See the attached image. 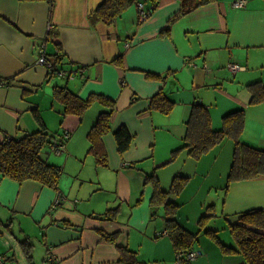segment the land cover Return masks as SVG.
Wrapping results in <instances>:
<instances>
[{"label": "crops", "instance_id": "1", "mask_svg": "<svg viewBox=\"0 0 264 264\" xmlns=\"http://www.w3.org/2000/svg\"><path fill=\"white\" fill-rule=\"evenodd\" d=\"M101 1L0 0V141L36 131L32 109H38L39 101L43 102L42 97H46L52 102L48 106L49 113H42L43 122L47 124L55 118L51 111L54 110L61 116L62 131L58 133L69 132L64 150L60 151L66 154V165L70 159L74 165L81 158L83 147L89 144L87 132L102 106L93 102L82 115L59 113L61 104L54 106L52 97V88L57 84H52L53 76L45 65L38 63L42 43L44 55L50 62L57 55L64 68L85 66L87 80L82 84V80L75 78L77 85L71 90L83 98L90 92L103 93L114 98L116 110L129 111L128 118L114 112L112 129L125 123L135 131L123 157L117 155L112 134L104 135L106 165L95 162L99 172L83 175L87 180L79 178L80 191H75L81 198L79 202L62 196L70 181L62 185L61 174L56 188L25 180L30 181L34 189L28 185L20 190L22 183L17 185L16 181L0 176V206L3 208L0 225L14 237L0 238V241L8 248L11 241L18 242L13 217L27 214L33 216L31 221L44 223L39 231L41 236L35 237L42 242L45 249L42 259L48 264H119L118 246H126L138 254L142 243L150 248L149 256L153 260L152 263L140 260L144 264H161V261L175 264L161 206H157L156 215L151 216L148 202L137 222L125 223L119 216L125 213L122 206L127 204L132 210L139 200L144 203L147 196L150 200L151 184H144L147 175H154L163 189L169 188L175 175H184L188 177L185 186L176 194H170L176 196L169 201L179 204L174 209V217L195 235L189 249L196 257L188 264H241L238 254L224 253L216 241L234 242L229 230L234 213L253 207L264 208V175L229 183L227 175L224 180L220 174L217 179L214 177L212 183H217L214 190L220 206L215 199H207L211 188L206 195L197 197L201 188L198 185L193 193L187 191L193 172L190 163H185L186 157L200 164L204 171L208 164L204 158L211 155L208 161L215 163L224 150L233 149V142L226 139V149L219 147L216 153L219 148L209 150L195 159L183 148V138L192 103L197 101L207 108L214 130L221 128L226 114L242 109L244 125L240 139L252 146H264V101L250 103L251 95L246 87L253 82L264 84V0H241V6L234 5L232 0H215L173 20L180 11L179 0H137L149 11L144 19L139 18L136 2H132L112 23L103 22L97 16ZM119 54H122V67L112 62ZM230 62L242 68L233 72L227 68ZM182 83L188 92L176 94L173 86ZM119 86L123 88L119 90ZM46 87L50 88L51 95L41 90ZM158 90L165 91L174 103L168 114L148 107L150 97ZM81 127L86 134L74 139V133ZM157 127L170 137V144L156 141ZM138 135H143L140 142ZM156 146L160 152H156ZM168 149L170 154L160 156L161 151ZM179 164L188 166V172L176 169ZM227 165L225 156L220 171H226ZM71 183L73 189V179ZM56 190L61 197L51 210L49 204ZM103 196L110 198L106 207L115 205L111 208H117L113 219L101 218L98 209L103 207V202L95 208L87 203L91 198ZM44 204V210L37 209L34 213ZM131 210L133 215L134 210ZM157 212L162 219L149 221L159 216ZM220 218H224L225 224L216 221ZM206 229L216 230L217 236ZM8 248L2 250L0 264H12L13 256L20 254L18 246L11 252ZM38 251L42 252V247L39 246ZM25 258L23 256L18 263L27 264Z\"/></svg>", "mask_w": 264, "mask_h": 264}, {"label": "trees", "instance_id": "2", "mask_svg": "<svg viewBox=\"0 0 264 264\" xmlns=\"http://www.w3.org/2000/svg\"><path fill=\"white\" fill-rule=\"evenodd\" d=\"M214 1L179 0L180 11L171 20L180 14H187L200 6ZM132 2L137 3L138 1L102 0L96 10L97 16L103 22L112 23L119 13ZM51 62H60V57L55 55L54 61ZM112 62L116 66L122 67V54L115 57ZM79 67L84 68V66ZM76 78L82 80V84L83 81L87 80L85 75ZM246 87L250 91V103L255 104L264 101L263 83L253 82ZM52 97L61 104L62 108L59 111L61 115H82L93 102H98L102 106L87 132L88 151L94 154L97 163L103 166L106 165L107 153L103 144V137L106 133L110 132L112 134L119 154H124L131 146L134 136L126 125L122 124L115 129L111 128V118L116 111L114 98L96 92H90L83 98L77 91L69 89L66 85H54ZM173 105V101L162 90L155 92L148 102L149 109L165 114L171 111ZM32 115L37 123L36 131L25 132L19 137H5V139L0 141V176L18 183L31 180L42 186L56 188L61 174L60 168L47 162L43 152L55 151L57 147L63 148L65 140L69 137V132L64 130L61 134H50L46 130L37 108L32 109ZM243 125L244 113L242 109H239L226 114L222 118L221 128L214 130L205 105L201 102H193L185 123L183 148L186 149L188 156L197 159L209 150L214 151L219 148L226 139H230L233 142V149L227 182L264 175V146L256 147L243 142L239 136L243 130ZM187 179L188 177L184 175H175L171 179L168 189H163L154 175H147L144 181V184L150 183L152 187V195L149 200L151 216L156 215L157 206H162L163 208L165 234L167 233L171 239L175 260L177 251L188 250L192 246V239L195 235L176 220L174 209L179 204L175 200L170 202L168 196L181 190L185 186ZM116 211L117 208L107 209L100 216L103 219H113ZM234 216V221L229 224V230L234 242L223 243L222 241H216L221 251L226 254H238L241 264H264V208H249L234 213ZM202 218L204 216H201ZM209 231L211 230L206 229V232ZM215 232L216 230H212L210 233L217 236ZM114 236H116V233ZM31 248L32 244L30 243L22 246V252L29 264H33ZM117 249L119 252V264H139L136 251L126 246H118ZM141 262L143 263V261Z\"/></svg>", "mask_w": 264, "mask_h": 264}, {"label": "rangeland", "instance_id": "3", "mask_svg": "<svg viewBox=\"0 0 264 264\" xmlns=\"http://www.w3.org/2000/svg\"><path fill=\"white\" fill-rule=\"evenodd\" d=\"M52 79H53L52 84H57V85H65L66 84V85H68V87L70 89H72V86L75 87L77 85V81H78V80H76V81L75 80H68L67 81L64 78H62L60 76H56V75H53ZM173 87H174L173 90H174V92L176 94L183 95L185 92H188L187 86L185 84H183V83L182 84H178V85L173 86ZM122 88L123 87L119 86V90H121ZM41 90L46 92V94L51 95L50 94V88L46 87V88H43ZM163 92H165V91H163ZM43 98H44V101H43L44 103L42 101H39L41 107L39 105L37 106L38 109H39V114H40V117H41L42 121L44 120L43 117H42L43 116L42 113H49L48 106L52 102V100L51 101L47 100L46 97H42V99ZM45 101H47L46 102V104H47L46 109H44V107H43V106H45ZM54 101H55V105L54 106L58 105V107H59L58 102L56 100H54ZM51 111L55 114V118H53L52 120H49L48 122H46L47 124H45V123L44 124L46 126V130L50 134H56L59 131H62V126L59 124V119L61 118V116L56 111H54V110H51ZM116 111H117L118 115H120L122 113V115L124 117H127L128 114H130L129 111H127L125 109L124 110H116ZM148 122H149V119H148ZM123 125H125V123ZM89 126H90V124H89ZM161 130H162L161 127H157V129H156V132H157L156 141L157 142H166L167 144H170V142H171L170 137H168L167 135L162 133ZM130 131H131V133L132 132L135 133V131H132V130H130ZM86 132L83 130V127H81L79 130H77L74 133V139L79 137L80 135H82V137H83V135H85ZM134 133H132L133 136H134ZM137 139L140 142L143 139V135H138ZM87 147H88V145H87ZM87 147H83V149L81 151V158H78L76 160V162L74 163V165H71V161H70L71 159L67 162L68 164L66 165V162H64V159H65V156H66L65 153L55 152V151H51V152L48 151L46 153L43 152V155L45 154L44 157L47 160V162L59 166L60 172L62 170V173H61V175H62V185H64V183H66L67 181H70V183H71V180L73 179V187H72L73 189H71L70 183H69L67 189L64 191V193H62V196L66 197L67 200H71V201L72 200L73 201L77 200L78 202L81 201V198L75 193V191H77V192L80 191V186H79L80 179L79 178L80 177L85 178L83 175H93V174H97L99 172V169L97 167H95L96 159L94 157V154L92 152H89ZM158 148L159 147L156 146V152H160ZM220 148L221 149H226L227 148V140H225L222 143ZM220 148L218 150H216L214 153L218 152L220 150ZM231 153H232V148H231V150H224L219 155V157L217 158L216 162L213 163V164H210V162H209L211 160V155L207 156L206 158H204V162L208 163L206 168L204 169V171L202 170L203 168L200 167V164H198L197 162H194L192 159L187 158L185 156L186 159H187L186 162H185L186 165H188L190 163V165L192 166L191 170H192L193 173H195L194 170H196V174L192 173L190 175V176H192L193 181L189 184V186L187 188V191H189V193H193L195 191V187L198 185L201 188H200V192L198 193L197 197H202V196L206 195L207 194V190L209 188H211L210 189L211 191L207 194V199H215L217 201V205L220 206V200L218 199L217 193L214 190V188L216 187L215 185L217 183L216 184L212 183V179L214 177L217 179L220 175L222 176V180L226 179V175H227L228 169L230 167V163H231V159L227 160V158L229 156H231ZM163 154H166V155H163ZM168 154H170V150L169 149L167 151H165V150L161 151V155L160 156L163 157V156H167ZM117 155H119L120 157H123V154L121 155L118 152H117ZM225 156H226V163L228 164L227 165L228 167H227L226 171L222 170V172H221L220 169H219V166L223 163V159L225 158ZM181 158H183V157H181ZM180 162H182V160ZM182 165H184V164H182ZM182 165H180V164L176 165L177 166L176 169H182L183 168V172H186L189 167L188 166L182 167ZM214 165H215V167H214ZM61 166H62V168H61ZM85 180H87V178H85ZM28 182H30V181L21 182L22 184L19 185V190H20V187H27L28 185L33 188V185L31 183H28ZM225 183H226V181L223 183V185H225ZM228 183H227V186H228ZM16 184L18 185V182ZM71 185H72V183H71ZM89 185L90 184H87L88 187H89ZM165 189H167V188H165ZM30 190H32V189H30ZM57 192H59V191L56 190V194L53 196L52 201L49 204V207L51 208V210L54 209L52 207V205L61 197L59 194H57ZM175 196L176 195L169 196V200L171 198H174ZM197 197L196 196L194 197V204H196ZM107 199H110V198H106L104 196L101 197V198H91V199H89L87 201V203H88L89 207L95 208V207H99L101 205V203L103 202L102 203L103 207L101 209H98V211L100 213H104L107 210V208H111V207L115 206V205H109L108 207H106L105 204L108 203ZM148 199H149V196H147V201H145L144 203H142L143 202L142 200H139L138 202L135 203V205L132 207V210H134V214L133 215H131V212H130V210H131L130 208L131 207L129 208V206L127 204H126V206H122V209L124 210L125 213H122L119 216V218L122 221H124L125 223H129V221L137 222L139 220V216L143 215V213L145 211V207L147 206V204L149 202ZM3 205H5V204H3ZM12 205L13 204L10 203V206H12ZM38 206H39V204H38ZM44 208H45V204L42 207H40V208L37 207L36 210L34 211V213H37V209H40V211H42V210H44ZM219 208L220 207H218V209ZM2 209L3 208H1V206H0V211H2ZM162 209L163 208L161 206V210H160L161 212H162ZM149 215H151L150 211H149ZM157 215H159V216L150 218L149 221H151V222L154 221V220L160 221L162 219L161 218V214L157 212ZM9 216H10V214H9ZM32 217L33 216H28L27 214H24V215L20 214V215H17L15 217H13V220H14L13 224L17 228V233L19 235L18 236V240H19L18 242L17 241H11L12 245L8 248V245H5L4 241H0V254L3 253L2 250H6L7 248H8L7 251L11 252L13 248L14 249L16 248V246L19 247L20 254L17 257L15 255L13 256L12 259H14V260L12 261V264H20V263H18V261H21L23 256L25 258V255L22 252V246L26 245V243L32 244L31 254H32V262H33V264H48L47 262H45L42 259L43 258V254L45 252V249H44V247L42 245V242H41L40 239L35 237V236H41L39 231H40V227L43 226L44 223H41V224L39 223L38 224V223H36L34 221H31L30 219H32ZM216 221H219L220 224H222V223L225 224L224 218H220L219 220L216 219ZM12 236L13 235L9 233V230H5L4 225H0V238L5 240V239H10V237H12ZM223 237H225V236L223 235ZM12 238L14 239V237H12ZM26 239H28L29 241H25ZM39 246L42 247V252L38 251V247ZM147 246L148 245L146 243H144V244L142 243L141 250L137 254V258H138L139 264H144L140 260H144V261H146V263H152V261H153L152 260V256H149L151 250H150V248L147 249L146 248ZM12 253L15 254V252H12ZM25 260H26V258H25ZM26 262H27V264H29V262L27 260H26ZM161 264H165L164 261H161Z\"/></svg>", "mask_w": 264, "mask_h": 264}, {"label": "built area", "instance_id": "4", "mask_svg": "<svg viewBox=\"0 0 264 264\" xmlns=\"http://www.w3.org/2000/svg\"><path fill=\"white\" fill-rule=\"evenodd\" d=\"M233 4L236 6H241L242 1L241 0H234ZM136 5H137V9H138L139 18L144 19L148 15L149 11L145 10L143 2L138 1L136 3ZM38 63L43 64V65H45V67H50V68H52L54 66L53 63L47 59L46 55H44V43L41 44ZM227 68L234 72L235 70L242 68V66H240L238 63L230 62L227 65ZM58 73L61 75H64V76L67 75L68 77L72 78L73 76L77 77L78 75L83 76L84 75V69L82 67H76V68H72V70L70 72L59 69ZM62 150H63V148L57 147L55 149V152H60ZM58 201H59V199L53 204L52 207H54V205H57V203H59ZM176 257L177 258L175 260V264H187L188 261H190L196 257V253L190 249L181 250V251H177Z\"/></svg>", "mask_w": 264, "mask_h": 264}, {"label": "water", "instance_id": "5", "mask_svg": "<svg viewBox=\"0 0 264 264\" xmlns=\"http://www.w3.org/2000/svg\"><path fill=\"white\" fill-rule=\"evenodd\" d=\"M56 63V64H55ZM53 62V67L52 68H50V67H47V71H50L51 72V76H53V75H56V76H60V77H62V78H64L65 80H74L75 78H76V76H73L72 78H70V77H68L67 75L66 76H64V75H61V74H59L58 73V71H59V69H62V70H64V71H71L72 70V68H64L63 66H62V63H61V61L60 62ZM79 66H83V65H79ZM79 66H77V67H79ZM83 69H85V66H84V68ZM77 77H81L80 75H78Z\"/></svg>", "mask_w": 264, "mask_h": 264}]
</instances>
